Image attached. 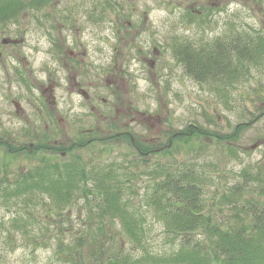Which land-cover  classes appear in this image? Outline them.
Instances as JSON below:
<instances>
[{
  "label": "rangeland",
  "instance_id": "obj_1",
  "mask_svg": "<svg viewBox=\"0 0 264 264\" xmlns=\"http://www.w3.org/2000/svg\"><path fill=\"white\" fill-rule=\"evenodd\" d=\"M189 11L199 18L190 23ZM233 29L248 33L252 29L259 30L264 36V0H50L42 8L24 11L13 23L0 26V36L6 33L22 38L17 51L20 50L19 56L26 59L38 80L46 73L41 69L44 66L50 70L55 65L59 67L57 75L62 81H59L57 111L62 117L60 124L64 133L57 137V143L66 145L90 134L120 133L150 142H164L165 133L179 132L191 124L219 136L230 133L239 122L249 123L264 106V58L250 69V74L239 75L233 82L235 87H227L216 95L211 84L197 83L185 75L167 47L172 36L183 35L194 41L204 38L207 42ZM153 47L162 50L155 59L151 54ZM54 49H59L61 54L59 62L51 52ZM70 51L76 58L74 65L69 62ZM152 60H155L153 68L148 65ZM13 61V65L18 66L16 59ZM24 62L23 65H27ZM108 69L113 74L101 75ZM0 73L4 78L0 81V93L7 94V89L16 92L19 86L9 81L6 71L0 69ZM96 75H101V80L93 91L96 95L92 111L90 105L69 90L73 86L68 77L84 83L92 81L93 76L95 84ZM107 80L110 81L108 87ZM14 109L11 102L0 101V132L7 129L24 143L23 129L12 116ZM181 146L180 150L172 151V156L158 154L146 163L138 159L124 138L115 143H93L76 149L74 154L89 165L88 168L93 167V171L111 170L123 181V191L132 198L133 205L144 209L141 196L150 177L141 174L142 170L156 161L187 162L197 155L194 159L200 163L211 162L217 170L207 165L202 168L209 176L204 188L216 207L218 197L227 192L230 184L238 182L242 169L253 173L260 169L261 175L264 173V114L248 124L233 146L229 145L235 149L233 156L227 153V145L213 139H199ZM43 157L42 154L31 158L0 155V175L13 180L16 174L32 166L41 167ZM69 159L66 156L63 161ZM129 188L133 194L128 193ZM33 198L32 206L27 198L24 203L29 204L30 212H39L34 216L42 222L38 221L39 226H36L26 217L20 228L12 225L14 206L4 205L0 199V264H70L65 263L63 257L58 258L56 251L62 242L60 254L67 256L65 260L70 259L66 247L73 245L76 237L82 238L81 232L84 233L87 224H82L81 219L87 218L91 205L75 197L76 202L64 208V216L54 215L44 221L43 203L36 196ZM43 198L41 195V200ZM222 211L215 209L220 219L224 218ZM152 226L151 237L155 239L152 246L162 251L166 248H163L162 226L156 222ZM116 230L119 231L118 225L111 233ZM115 239L122 251L128 253L124 249L129 246L118 236ZM105 244L110 245L109 238ZM73 256L87 262L92 254L88 245H82L70 257Z\"/></svg>",
  "mask_w": 264,
  "mask_h": 264
},
{
  "label": "trees",
  "instance_id": "obj_2",
  "mask_svg": "<svg viewBox=\"0 0 264 264\" xmlns=\"http://www.w3.org/2000/svg\"><path fill=\"white\" fill-rule=\"evenodd\" d=\"M49 1L0 0V24L11 17L16 21L27 7L38 9ZM197 18L196 14L188 12L190 23ZM167 47L185 75L197 83L211 84L216 95L227 87H235L233 82L237 77L243 73L250 74V69L264 58V36L254 29L250 33L233 29L207 42L204 38L194 41L187 36L176 35L170 38ZM260 108L259 114L249 123L239 122L230 133L219 136L196 124L187 125L179 132L165 133L164 142L146 141L129 133L86 135L66 145L68 147L63 145L60 148L65 157H70L69 160L63 161L65 157L60 156L61 161L58 162L45 154L43 156L48 158L41 159V167L32 166L24 173L16 174L13 180L1 174L0 199L4 201L1 203L14 206L12 225L15 228H20L26 217L36 226H39L38 221L42 222L34 216L39 212L29 211L28 205H33L34 196L43 203L44 221L58 214L60 218L64 216V208L75 201V197L91 205L87 218L79 217L82 224H87L84 233L81 232L82 238L76 237L74 244L66 247L70 259L65 260L67 256L60 254L63 243H59L56 253L58 258L63 257L65 263L264 264V173L261 175L260 169L255 173L242 169L238 182L228 186L227 192L218 197L215 207L210 202L211 195L208 198L209 193L204 188L209 176L202 169L206 165L215 169L213 163H200L194 159L197 155L187 162L174 159L166 164L156 161L141 172L150 177L141 196L144 209L133 205L132 198L123 191V181L111 170L105 172L100 168L93 171V167L88 168L89 165L74 154L76 149L93 143H115L124 138L138 159L146 163L158 154L172 156V151L180 150L184 143L213 139L227 145V153L233 156L235 149L229 145L233 146L248 124L264 114V106ZM128 191L133 194L130 188ZM25 198L29 204L24 203ZM215 209H223L224 212H220L223 219L218 218ZM155 222L162 226L161 233L164 234L163 248H166L162 251L152 246L155 239L151 232ZM117 225L119 231L111 233ZM117 236L129 246L124 249L128 253L116 244ZM107 238L109 246H105ZM82 245H88L92 254L87 262L70 257ZM115 246L119 249L115 250Z\"/></svg>",
  "mask_w": 264,
  "mask_h": 264
},
{
  "label": "flooded vegetation",
  "instance_id": "obj_3",
  "mask_svg": "<svg viewBox=\"0 0 264 264\" xmlns=\"http://www.w3.org/2000/svg\"><path fill=\"white\" fill-rule=\"evenodd\" d=\"M40 8H42V6L38 9ZM29 10H31V8L27 7L24 11ZM13 21L12 17L7 18L5 21L3 20V23H1L0 26H7L9 23H13ZM21 42L22 38L17 39L16 37L10 36L6 33L0 36V67H2L0 69L7 72L9 81L12 80L19 86L16 92H10L7 89V94L0 93V101L2 103L9 101L15 107L12 112V116L21 125V128L23 129L22 134H24L23 137H25L26 141L21 143L18 136H15L14 133L10 134V132L6 129L0 132V143H2V145H0V154L2 156L7 155L9 157L23 156L24 158H31V155L34 154L37 156L40 154H48V157H53L55 160V158L65 156V153L60 150V148H63V145L57 143V137H60V135L64 133L60 124L62 117L57 111L61 90V84L59 81H62V78H58L57 75L59 67L54 64L55 68L50 70L47 66V68L44 66L41 69L45 70L46 73L43 72L44 76L41 80H38L33 76V71L28 68V62L26 59L19 56L20 50L17 51V49L20 48ZM57 50L59 49H54L51 52H54L53 56L59 62V56L61 54ZM160 52H162V50H157L155 47L151 50V54L152 56L154 55V59L156 58V54H159ZM69 54V62L74 65L76 58H74L72 51H70ZM15 59L16 64L18 65L16 67L13 65V60ZM23 61H25L27 65H23ZM154 64L155 60L148 61V65L150 67L153 68ZM176 64L178 68H182V66H180L177 62ZM7 66H9L8 70ZM72 68L73 66L69 69ZM110 73L112 72H110L109 69L103 70L101 75H110ZM101 75L95 76V84L93 83V76H91L92 81H86L84 83L77 81L74 77H68L73 86L72 88L70 87L69 90L75 95L80 96L83 102L90 105L89 108L92 111L94 110V106L91 104L94 96L96 95L93 91L97 89L99 79L101 80ZM113 78L116 82L117 80L115 77ZM1 80H4V78L0 77V81ZM119 80L121 81L122 77H119ZM105 85L108 87L110 85V81L107 80V84L105 83ZM103 103H106L105 99L103 100ZM71 144L73 143L71 142L66 145Z\"/></svg>",
  "mask_w": 264,
  "mask_h": 264
}]
</instances>
